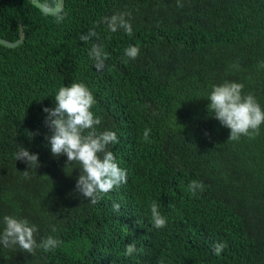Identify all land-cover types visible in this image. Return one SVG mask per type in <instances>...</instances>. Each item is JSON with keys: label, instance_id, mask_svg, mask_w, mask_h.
<instances>
[{"label": "trees", "instance_id": "16d2710c", "mask_svg": "<svg viewBox=\"0 0 264 264\" xmlns=\"http://www.w3.org/2000/svg\"><path fill=\"white\" fill-rule=\"evenodd\" d=\"M117 12L131 14L133 35L97 23ZM21 30L18 45L0 43V219L27 217L38 240L62 244L0 249V264H264V125L232 140L206 99L213 84L236 80L264 105V0H65L56 14L0 0V37L17 41ZM95 43L108 53L99 70L88 55ZM130 45L136 59L124 54ZM72 82L93 91L98 127L117 132L109 148L128 172L96 204L75 191L79 165L45 141L43 108ZM22 144L40 153L28 177L15 158ZM193 179L205 184L195 196ZM153 202L164 228L152 226ZM130 242L142 249L133 257L124 255Z\"/></svg>", "mask_w": 264, "mask_h": 264}, {"label": "clouds", "instance_id": "9594fccd", "mask_svg": "<svg viewBox=\"0 0 264 264\" xmlns=\"http://www.w3.org/2000/svg\"><path fill=\"white\" fill-rule=\"evenodd\" d=\"M130 13L117 12L105 16L97 23H103L107 29L115 33L123 30L129 36L133 35L134 27ZM93 29L81 37L88 41L96 37ZM126 57L136 59L140 54L137 45H130L124 50ZM96 62L97 69L103 67L108 56L102 43H95L88 52ZM244 84L236 80H225L213 84L206 99L210 101L208 110L212 117L220 124L230 129V139L236 140L241 136L258 133L264 125V105L251 93L244 92ZM55 106L43 108L44 124L50 129L45 134L46 146L54 157H67V165L78 164L80 174L76 179L75 191L84 199H90L92 204L98 203L103 194L109 193L122 184L128 182L127 169L122 168L114 151L109 146L119 143V136L112 129L100 130L102 118L93 110L96 97L93 91L83 82H72L62 85L54 95ZM29 139L39 135V130L33 132L25 130ZM150 129H145L144 137L148 138ZM17 161L27 165L24 170L28 177L30 167L41 166L40 153L34 152L23 144L15 153ZM205 184L201 180L193 179L188 184V191L193 196L203 192ZM119 211L121 205L114 203ZM152 226L160 229L167 226L168 217L165 216L157 203L150 207ZM39 227L27 217L8 214L0 219V249L15 250L19 248L28 253H35L37 249L45 252L54 251L62 244V240L54 235L37 239ZM225 248L222 243L214 247L216 255H220ZM142 249L135 242L126 245L124 255L133 257Z\"/></svg>", "mask_w": 264, "mask_h": 264}, {"label": "water", "instance_id": "95a60500", "mask_svg": "<svg viewBox=\"0 0 264 264\" xmlns=\"http://www.w3.org/2000/svg\"><path fill=\"white\" fill-rule=\"evenodd\" d=\"M35 5L40 7L44 12L50 13V14H56L59 13L65 5V0H58L57 4L53 7L46 5L41 0H32ZM24 39V31L21 30V38L17 41H10L6 38L0 37V43L4 44L9 47H14L18 45L22 40Z\"/></svg>", "mask_w": 264, "mask_h": 264}]
</instances>
